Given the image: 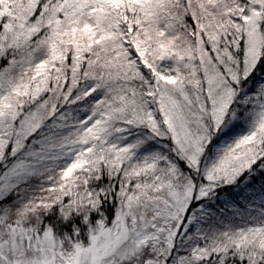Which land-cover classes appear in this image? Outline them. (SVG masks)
I'll return each mask as SVG.
<instances>
[{
  "label": "snow or ice",
  "instance_id": "1",
  "mask_svg": "<svg viewBox=\"0 0 264 264\" xmlns=\"http://www.w3.org/2000/svg\"><path fill=\"white\" fill-rule=\"evenodd\" d=\"M0 264H264V0H0Z\"/></svg>",
  "mask_w": 264,
  "mask_h": 264
}]
</instances>
